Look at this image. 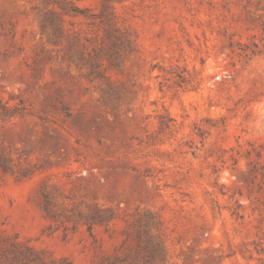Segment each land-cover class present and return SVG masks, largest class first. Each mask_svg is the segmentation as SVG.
I'll use <instances>...</instances> for the list:
<instances>
[{"label":"rangeland","instance_id":"374dc122","mask_svg":"<svg viewBox=\"0 0 264 264\" xmlns=\"http://www.w3.org/2000/svg\"><path fill=\"white\" fill-rule=\"evenodd\" d=\"M0 264H264V0H0Z\"/></svg>","mask_w":264,"mask_h":264},{"label":"trees","instance_id":"16d2710c","mask_svg":"<svg viewBox=\"0 0 264 264\" xmlns=\"http://www.w3.org/2000/svg\"><path fill=\"white\" fill-rule=\"evenodd\" d=\"M26 113V109L21 100H19L16 104L10 105L0 98V121H4L15 116H24Z\"/></svg>","mask_w":264,"mask_h":264}]
</instances>
